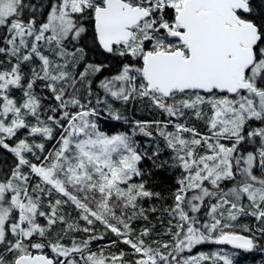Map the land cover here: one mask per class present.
I'll return each instance as SVG.
<instances>
[{
  "label": "snow or ice",
  "instance_id": "1",
  "mask_svg": "<svg viewBox=\"0 0 264 264\" xmlns=\"http://www.w3.org/2000/svg\"><path fill=\"white\" fill-rule=\"evenodd\" d=\"M242 256L264 264V0H0V264Z\"/></svg>",
  "mask_w": 264,
  "mask_h": 264
},
{
  "label": "trees",
  "instance_id": "2",
  "mask_svg": "<svg viewBox=\"0 0 264 264\" xmlns=\"http://www.w3.org/2000/svg\"><path fill=\"white\" fill-rule=\"evenodd\" d=\"M136 116L143 118V115L146 114H141V113H135ZM110 121H106V123H109ZM122 123V122H121ZM140 141L141 144L145 143V138L142 136L137 137ZM167 157V154L165 153L160 157L161 160L165 159ZM141 168L145 169L147 171L148 168H152V163L149 160H145L144 162L141 163L140 165ZM154 175L152 176V181L154 183H160L162 185H166L172 182V178L169 175V172L164 170V169H153ZM209 247H212L211 245H205L203 248L197 247L196 251H201V250H207ZM251 257L248 256H242V258L239 261V264H250L251 262ZM256 259H259V256H256Z\"/></svg>",
  "mask_w": 264,
  "mask_h": 264
}]
</instances>
